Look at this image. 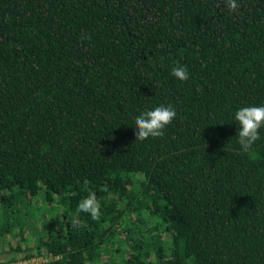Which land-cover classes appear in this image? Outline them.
Listing matches in <instances>:
<instances>
[{"label":"trees","instance_id":"16d2710c","mask_svg":"<svg viewBox=\"0 0 264 264\" xmlns=\"http://www.w3.org/2000/svg\"><path fill=\"white\" fill-rule=\"evenodd\" d=\"M238 3L0 0V238L35 230L51 264H264V128L244 153L234 118L264 106V0Z\"/></svg>","mask_w":264,"mask_h":264},{"label":"clouds","instance_id":"9594fccd","mask_svg":"<svg viewBox=\"0 0 264 264\" xmlns=\"http://www.w3.org/2000/svg\"><path fill=\"white\" fill-rule=\"evenodd\" d=\"M229 13L240 14L241 5L238 0H223ZM91 37L81 36V42ZM171 75L179 81H188V69L184 65L177 63L172 68ZM177 113L172 105H161L152 110H145L135 118V142H143L149 138H163L168 126L176 119ZM235 121L239 125L236 141L240 150L249 153L253 145L260 139V130L264 128V106H245L235 112ZM78 212L89 213L92 219H99L100 203L95 193H91L83 199L77 209ZM78 225V221H73V227Z\"/></svg>","mask_w":264,"mask_h":264},{"label":"rangeland","instance_id":"374dc122","mask_svg":"<svg viewBox=\"0 0 264 264\" xmlns=\"http://www.w3.org/2000/svg\"><path fill=\"white\" fill-rule=\"evenodd\" d=\"M31 203L30 208L26 210V213L31 214L34 218L37 216L36 215V207H41L40 210H42V201H41V196H37L31 200H29ZM18 203V201H17ZM19 204V203H18ZM23 209V208H22ZM46 219H41V222H38L37 228H41L42 225H44L48 220L54 219L59 217L61 213V209L56 208V205L52 206V210H49L47 208L46 210ZM16 230L15 227L12 225L11 227V232L9 233L8 236L0 238V264L2 263L1 261L4 260H10L11 258H17V257H25V247H33L34 244L37 242V232L34 230L32 231H24L21 235L15 234ZM17 247H20L22 251L15 252L13 249ZM31 254H35L36 250H31ZM32 254V255H33ZM94 264H102L101 261L95 262Z\"/></svg>","mask_w":264,"mask_h":264},{"label":"built area","instance_id":"2783aa9c","mask_svg":"<svg viewBox=\"0 0 264 264\" xmlns=\"http://www.w3.org/2000/svg\"><path fill=\"white\" fill-rule=\"evenodd\" d=\"M53 260L54 258L51 255H45L43 252H39L30 257H17L15 260L4 262V264H51Z\"/></svg>","mask_w":264,"mask_h":264},{"label":"crops","instance_id":"0c3cea01","mask_svg":"<svg viewBox=\"0 0 264 264\" xmlns=\"http://www.w3.org/2000/svg\"><path fill=\"white\" fill-rule=\"evenodd\" d=\"M6 261H7V260H6ZM6 261L2 260L1 262L4 263V262H6Z\"/></svg>","mask_w":264,"mask_h":264}]
</instances>
